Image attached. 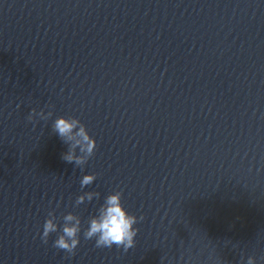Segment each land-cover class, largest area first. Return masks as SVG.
<instances>
[{
	"label": "water",
	"instance_id": "obj_1",
	"mask_svg": "<svg viewBox=\"0 0 264 264\" xmlns=\"http://www.w3.org/2000/svg\"><path fill=\"white\" fill-rule=\"evenodd\" d=\"M59 116L97 142L82 169ZM114 191L143 216L127 252L84 238ZM84 192L99 196L77 206ZM69 212L74 255L53 246ZM249 256L264 264V0H0V264Z\"/></svg>",
	"mask_w": 264,
	"mask_h": 264
},
{
	"label": "clouds",
	"instance_id": "obj_2",
	"mask_svg": "<svg viewBox=\"0 0 264 264\" xmlns=\"http://www.w3.org/2000/svg\"><path fill=\"white\" fill-rule=\"evenodd\" d=\"M51 116V111L45 114L43 110L37 112L33 109L27 119L33 121L36 117H39L41 120H48ZM52 130L65 143L69 144V150L62 156L64 161L75 163L77 167L82 169L95 154L97 142L78 118L59 116L54 120ZM95 180L96 174L94 173L83 175L80 180L81 189L91 185ZM98 196L99 193L97 192H84L77 197L75 203L78 206L85 201L90 202L94 197ZM140 220H143V216L138 218L136 215L130 214L124 207L122 192L114 191L105 198L104 203L97 210V214L89 218L88 227L84 231V238L86 240L95 239L97 248H111L115 245L117 248H123L127 252L135 245V237L138 233L135 225ZM57 231L56 216L54 212L50 211L43 224L42 241L46 244L49 235ZM80 232V217L71 212L67 213L63 216L62 229L53 246L67 252L69 255H74L80 243ZM246 264H256V258L249 256Z\"/></svg>",
	"mask_w": 264,
	"mask_h": 264
}]
</instances>
